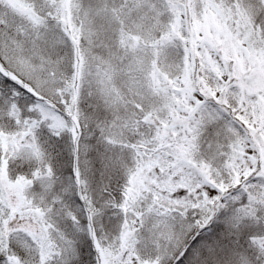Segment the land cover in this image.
<instances>
[{
    "label": "snow or ice",
    "instance_id": "snow-or-ice-1",
    "mask_svg": "<svg viewBox=\"0 0 264 264\" xmlns=\"http://www.w3.org/2000/svg\"><path fill=\"white\" fill-rule=\"evenodd\" d=\"M0 264H264V0H0Z\"/></svg>",
    "mask_w": 264,
    "mask_h": 264
}]
</instances>
